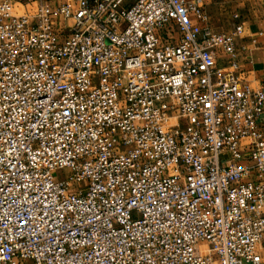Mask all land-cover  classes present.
I'll use <instances>...</instances> for the list:
<instances>
[{
  "label": "built area",
  "instance_id": "2783aa9c",
  "mask_svg": "<svg viewBox=\"0 0 264 264\" xmlns=\"http://www.w3.org/2000/svg\"><path fill=\"white\" fill-rule=\"evenodd\" d=\"M240 20L0 0V264H264V87L239 72Z\"/></svg>",
  "mask_w": 264,
  "mask_h": 264
},
{
  "label": "crops",
  "instance_id": "0c3cea01",
  "mask_svg": "<svg viewBox=\"0 0 264 264\" xmlns=\"http://www.w3.org/2000/svg\"><path fill=\"white\" fill-rule=\"evenodd\" d=\"M63 2L53 5L58 6ZM205 5L212 27L218 32L231 30L232 15L240 14V21L244 25L242 43L246 44L247 49L239 54V72L251 85L264 87V36H260L264 31V0H205ZM217 56L219 67L229 65L222 51H218Z\"/></svg>",
  "mask_w": 264,
  "mask_h": 264
},
{
  "label": "rangeland",
  "instance_id": "374dc122",
  "mask_svg": "<svg viewBox=\"0 0 264 264\" xmlns=\"http://www.w3.org/2000/svg\"><path fill=\"white\" fill-rule=\"evenodd\" d=\"M11 1L14 5L15 12L21 15L26 12L33 11L37 7V5H39L42 2L57 4L59 2H63L66 0H11ZM230 29H232V27H230ZM227 32H231V30Z\"/></svg>",
  "mask_w": 264,
  "mask_h": 264
}]
</instances>
